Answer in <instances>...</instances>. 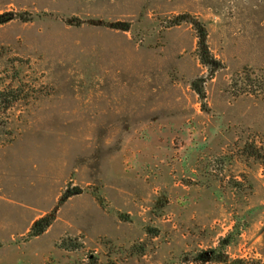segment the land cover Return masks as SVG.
Listing matches in <instances>:
<instances>
[{
  "label": "rangeland",
  "instance_id": "obj_1",
  "mask_svg": "<svg viewBox=\"0 0 264 264\" xmlns=\"http://www.w3.org/2000/svg\"><path fill=\"white\" fill-rule=\"evenodd\" d=\"M3 14L0 87L20 100L0 108V264H194L224 238L228 263L207 264H264V99L236 94L237 74L264 77V0H0Z\"/></svg>",
  "mask_w": 264,
  "mask_h": 264
},
{
  "label": "trees",
  "instance_id": "obj_2",
  "mask_svg": "<svg viewBox=\"0 0 264 264\" xmlns=\"http://www.w3.org/2000/svg\"><path fill=\"white\" fill-rule=\"evenodd\" d=\"M13 18L8 14L0 15V26L7 24ZM29 21V20H26ZM181 22H189L193 25L194 30L198 35V47L200 51H204L205 55H201L200 59L203 65L213 66V70L219 67V62L215 60L213 56L209 53V48L207 44L208 31L204 23L198 21L197 19H192L191 16H180L176 21V25ZM113 29L123 30L125 32L130 31V24L127 23H114L111 24ZM207 55V56H206ZM218 65V66H217ZM238 80L242 83L238 91H236L237 96L241 95H262L264 99V77L256 75L251 70L247 69L242 73L236 75ZM20 100V94H16L15 91L10 90V86L0 87V108L4 110H9L14 107L15 104ZM52 219H41L39 220L32 229V235L37 237L50 227ZM231 238H224L221 240L219 246L215 249L201 252L196 256L185 258L186 263L194 264H207V263H228V255L226 254V249L232 243ZM233 264H243L240 261H236Z\"/></svg>",
  "mask_w": 264,
  "mask_h": 264
}]
</instances>
